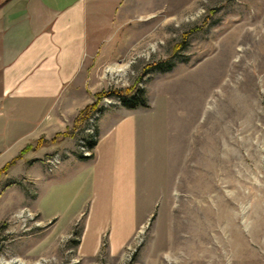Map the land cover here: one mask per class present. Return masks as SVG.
I'll list each match as a JSON object with an SVG mask.
<instances>
[{
  "label": "rangeland",
  "instance_id": "rangeland-1",
  "mask_svg": "<svg viewBox=\"0 0 264 264\" xmlns=\"http://www.w3.org/2000/svg\"><path fill=\"white\" fill-rule=\"evenodd\" d=\"M132 1L102 33L120 57L94 60L86 88L93 101L144 92L149 216L119 250L104 235L85 251L82 221L45 220L27 197L43 185L12 173L0 181V264H264V0Z\"/></svg>",
  "mask_w": 264,
  "mask_h": 264
},
{
  "label": "crops",
  "instance_id": "crops-1",
  "mask_svg": "<svg viewBox=\"0 0 264 264\" xmlns=\"http://www.w3.org/2000/svg\"><path fill=\"white\" fill-rule=\"evenodd\" d=\"M132 2L0 0V167L39 137L48 140L65 130L93 102L86 88L93 61L120 57L109 53L102 33L124 19ZM151 111L105 107L90 157L75 149L48 169L47 156L74 148L75 132L24 153L0 181L15 173L13 183L22 178L32 187L43 185L39 197L30 191L27 197L39 214L44 210L45 220L60 227L82 221L85 251L97 250L104 235L112 238L111 250H119L149 216L140 182L151 145L144 122Z\"/></svg>",
  "mask_w": 264,
  "mask_h": 264
},
{
  "label": "trees",
  "instance_id": "trees-1",
  "mask_svg": "<svg viewBox=\"0 0 264 264\" xmlns=\"http://www.w3.org/2000/svg\"><path fill=\"white\" fill-rule=\"evenodd\" d=\"M160 62L155 63L153 66L159 65ZM103 96H116L120 100V104L128 108H135L137 106H147L143 90L138 87L136 88L135 86H130L128 88H110L108 90L99 91L96 93L95 100L93 102L85 105L83 108L78 110L71 127L66 128L64 131L56 133V135L53 136L51 139L47 140L44 137H39L34 144H28L24 146L16 156H14L12 159L7 161L4 165L0 167V176L3 173L7 172L8 169L12 165H14L24 153L28 152L29 150H35L47 142H54L58 139H62L63 137L72 136L77 129H82L85 119L91 112L98 109L99 100ZM83 139L86 141L87 147L91 152L96 141V136L94 135L93 137V135L88 134L84 136Z\"/></svg>",
  "mask_w": 264,
  "mask_h": 264
},
{
  "label": "built area",
  "instance_id": "built-area-1",
  "mask_svg": "<svg viewBox=\"0 0 264 264\" xmlns=\"http://www.w3.org/2000/svg\"><path fill=\"white\" fill-rule=\"evenodd\" d=\"M111 99H109V97H103V101L102 104L104 107L108 106L109 103H111ZM96 112H100V110H95L93 112H91L87 118L85 119V122L82 126V131H81V135H79V137L76 139V141H82V138L86 135H88V126H90V123H96L97 119H96ZM69 153V151L67 149L61 150V151H55L52 154H50L49 156H47V158L45 159L46 164L48 165V169L51 170L53 168H55L57 165H59L62 161V159L65 157V155H67ZM81 156L84 157H88L89 156V149L87 148V150H82V154H79Z\"/></svg>",
  "mask_w": 264,
  "mask_h": 264
},
{
  "label": "bare ground",
  "instance_id": "bare-ground-1",
  "mask_svg": "<svg viewBox=\"0 0 264 264\" xmlns=\"http://www.w3.org/2000/svg\"><path fill=\"white\" fill-rule=\"evenodd\" d=\"M255 28H257V27H255ZM254 28V31L256 30ZM253 31V30H252ZM88 132L90 133L91 131L88 129ZM88 143V142H87ZM77 147H78V150H79V152L82 154V150H87V144H86V141L82 138V141H78V145H77ZM77 150V149H76ZM78 152V151H77ZM79 153V154H80ZM89 154H90V151H89Z\"/></svg>",
  "mask_w": 264,
  "mask_h": 264
}]
</instances>
